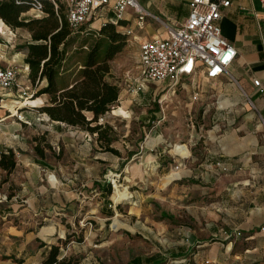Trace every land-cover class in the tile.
<instances>
[{
	"label": "rangeland",
	"instance_id": "1",
	"mask_svg": "<svg viewBox=\"0 0 264 264\" xmlns=\"http://www.w3.org/2000/svg\"><path fill=\"white\" fill-rule=\"evenodd\" d=\"M29 19V14L22 18ZM99 20L102 22L104 17L93 21L90 27L84 25L72 32L74 42L68 47L63 63L67 82L78 78L77 71L97 37L94 29ZM10 30L14 37H9L7 31L3 32L5 36L0 35V39L9 41L4 57L20 67L30 34L25 28ZM116 30L124 33L120 27ZM134 36L133 30L126 36V46L110 62L111 81L118 85L119 98L117 106L98 122L112 129L108 134L114 139L111 147L118 155L103 152L95 136H92L97 143L95 149L77 150L82 145L79 128L70 130L73 133L65 143L60 140L54 150L49 149L50 134L45 126L51 121L37 111L47 96L39 98L36 106H21L24 97H17L20 102L16 105L0 103V110L11 111L13 118L3 123V129L7 135H18L19 148L15 150L18 156L40 159L34 151V144H38L44 153L42 165L57 172L54 182L46 172L41 174L42 181L35 180L31 187L58 189L59 210L53 219L56 232L43 239L50 248L51 239H55L54 246L59 248L58 255L60 252L65 255L66 264H135V261L148 264L155 253L177 249L180 239L165 235L162 227L177 231L179 227L192 226L198 191L203 187L199 183L200 173L208 164L205 159L221 150V137L264 144L259 115L232 82L200 81L198 91L197 82L194 86L191 80L182 79L174 87V93L165 84L146 83L140 89L139 39ZM18 82L28 88L30 96L35 92L25 74H19ZM230 147L236 151L234 142ZM107 184L110 194L105 192ZM114 185L127 197H116ZM41 217H45L44 212ZM37 220L35 230L48 223L45 218ZM48 225L41 230H49ZM165 263L169 261L163 257L153 261ZM189 263L195 264L192 260Z\"/></svg>",
	"mask_w": 264,
	"mask_h": 264
},
{
	"label": "crops",
	"instance_id": "2",
	"mask_svg": "<svg viewBox=\"0 0 264 264\" xmlns=\"http://www.w3.org/2000/svg\"><path fill=\"white\" fill-rule=\"evenodd\" d=\"M136 2L145 15L141 28L137 27L138 15L132 9H127L120 21L116 20L110 10L101 9L86 25L90 27L93 21L104 17L95 26L94 32L97 34L105 23L116 25L123 22L119 27L125 34L127 31L132 34L134 30V38L139 39L140 44L153 38L166 39L170 30L185 23L190 11V0ZM27 14L30 16L29 10L22 13L20 19ZM219 27L222 38L236 51L228 76L221 82L228 81L237 86L248 98L264 127V5L260 0H233L229 8L222 10ZM7 29L0 24V35L12 37V30L8 26ZM9 30L12 34H9ZM8 44L7 39H0V65L15 67L20 70L19 74L28 77L24 54L21 59L23 65L20 67L14 61L5 59ZM255 80L259 81L258 87L253 85ZM191 81L193 84L198 83L196 89L199 91L200 81L205 80L198 77ZM10 97L16 100H10ZM17 97L21 99L17 91L8 90L0 93V103L16 105L20 102ZM39 98L24 101L21 106H36ZM1 115H5V118ZM12 118L8 108L0 110V155L12 150L17 158L11 173L7 174L0 169V195L7 198L0 203V264H44L50 246H47L43 236L52 237L56 232L57 224L53 219L58 215L59 192L51 186L37 188L31 187V184L35 180L42 181L41 174L46 172L50 173L54 182L57 172L42 165L43 158L23 159L18 156L15 151L20 143L18 135H7L3 129V123ZM63 126L68 129L62 131ZM45 128L46 133L50 134L48 145L51 150L60 140L65 143V139L73 133L70 130L75 129L54 121ZM79 133L82 145L77 150L90 152L96 148L97 143L91 135L84 131ZM233 142L236 151L230 147ZM219 146L221 150H216L209 159H205L208 164L204 166L205 171L200 173L199 183L203 187L198 191L199 199L194 206L192 226L179 227L177 231H166L163 226L165 235L180 239L179 247L155 253L148 259V264L162 257L169 261L168 264L175 261L178 264H190V260L195 264H264V144L247 140L238 142L233 136H223ZM57 184L55 181L54 186ZM42 212L45 217H41ZM40 218H45L48 223L35 230L37 219ZM47 224L49 230L42 231L47 229ZM237 233L240 235L237 236ZM51 240L50 245L54 246L55 239ZM64 256L60 252L56 259L63 260Z\"/></svg>",
	"mask_w": 264,
	"mask_h": 264
},
{
	"label": "trees",
	"instance_id": "3",
	"mask_svg": "<svg viewBox=\"0 0 264 264\" xmlns=\"http://www.w3.org/2000/svg\"><path fill=\"white\" fill-rule=\"evenodd\" d=\"M22 1V4L17 5L15 0H0V24L6 30L7 26L12 29L25 28L30 34L24 58L29 71L28 80L32 89H35L30 99L47 96L46 102L37 111L50 121L79 128L95 136L103 152L118 155L111 147L114 139L108 133L112 129L98 122L117 106L119 89L111 81L110 62L126 46L127 35L116 30L123 22L116 25L108 22L100 28L77 71L78 78L67 82L63 77V63L67 49L74 39L73 31L66 21L63 4L58 0H42L41 16L23 21L20 16L29 10L27 4L30 0ZM41 84L44 86L40 87ZM34 151L43 158V150L38 144ZM14 168L13 151L1 153L0 169L8 174ZM105 192L111 193L108 184ZM58 250L57 246H52L44 264H66L63 260L56 259Z\"/></svg>",
	"mask_w": 264,
	"mask_h": 264
},
{
	"label": "built area",
	"instance_id": "4",
	"mask_svg": "<svg viewBox=\"0 0 264 264\" xmlns=\"http://www.w3.org/2000/svg\"><path fill=\"white\" fill-rule=\"evenodd\" d=\"M42 0H30L31 18L42 14ZM51 1L53 0H46ZM65 8L68 26L77 31L94 17L101 9H108L120 21L127 9L138 15L137 27L143 25L142 14L136 0H58ZM233 0H190V11L185 23L170 30L166 39L153 38L139 44L138 59L140 68L139 88L145 84L163 85L174 93L179 80L201 77L207 82H221L228 76V69L233 64L236 51L221 36L219 22L222 10L230 7ZM264 5V0H260ZM17 5L22 0H15ZM9 34L12 32L9 30ZM130 35V32H126ZM14 37V35H12ZM19 71L12 66L0 65V90L15 89L21 98L31 96L28 88L18 82ZM253 85L258 87L259 81ZM196 95L192 97L196 99ZM20 120V117H18ZM6 197H0V202ZM240 234L237 233V236Z\"/></svg>",
	"mask_w": 264,
	"mask_h": 264
},
{
	"label": "bare ground",
	"instance_id": "5",
	"mask_svg": "<svg viewBox=\"0 0 264 264\" xmlns=\"http://www.w3.org/2000/svg\"><path fill=\"white\" fill-rule=\"evenodd\" d=\"M28 100H30V99H28ZM114 190H115V195H116V197H117V196H121V197H123V198H126V197H127V196L125 195L124 192H120V191L118 190V187H117L116 185H114Z\"/></svg>",
	"mask_w": 264,
	"mask_h": 264
}]
</instances>
